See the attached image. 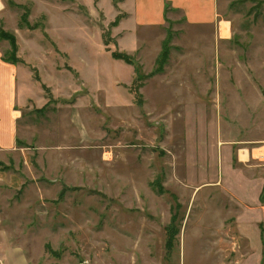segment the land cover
I'll list each match as a JSON object with an SVG mask.
<instances>
[{
	"label": "rangeland",
	"instance_id": "1",
	"mask_svg": "<svg viewBox=\"0 0 264 264\" xmlns=\"http://www.w3.org/2000/svg\"><path fill=\"white\" fill-rule=\"evenodd\" d=\"M117 2L0 0V63L19 81L0 264H244L227 187L264 183V0H219L212 26L170 13L132 51Z\"/></svg>",
	"mask_w": 264,
	"mask_h": 264
},
{
	"label": "crops",
	"instance_id": "2",
	"mask_svg": "<svg viewBox=\"0 0 264 264\" xmlns=\"http://www.w3.org/2000/svg\"><path fill=\"white\" fill-rule=\"evenodd\" d=\"M111 7L114 12L109 13L110 17L115 18L117 15L121 17L115 30H118V33L126 32V35L119 36V44L124 46L125 50L130 49V51L133 49L125 43L126 39L137 42L139 32L165 26L170 20V13L181 12L188 25L198 27L214 25L221 14L219 0H118L117 5L111 4ZM105 15L107 16V13ZM10 67L0 63V68L11 69V72H7L5 78H2L6 87L3 89L5 92H0V94L8 95L4 102L0 97V143L7 148L14 143L16 122L19 119L16 114L19 111L14 106L16 93L19 90L17 88L18 71L15 66ZM124 67L128 68L127 73L132 69L129 65H124ZM247 157H249L247 150H241V160L245 162ZM244 178L230 183L227 188L231 190L230 195L235 199L237 208L241 211L237 221V231L248 243V258L244 264H262L264 199L261 198V193L264 192V183L257 182L255 178ZM255 201L256 206L253 205ZM256 209L258 213L254 214Z\"/></svg>",
	"mask_w": 264,
	"mask_h": 264
},
{
	"label": "trees",
	"instance_id": "3",
	"mask_svg": "<svg viewBox=\"0 0 264 264\" xmlns=\"http://www.w3.org/2000/svg\"><path fill=\"white\" fill-rule=\"evenodd\" d=\"M120 19H121V17L119 16V18L116 20V22H115L114 24H112V26L117 25V24L119 23ZM113 57H114V58H118V59H122V60H124L125 62H127V63H129V64H135V61H134L133 57H132V56H129V55L126 54V53L115 52V53H113ZM169 231H170V230H169ZM169 231H168V232H169ZM263 232H264V229H263ZM170 233H172V232H170ZM171 239H172V238L169 237V240H170V242L168 243L169 249H172V248L174 247V245H173Z\"/></svg>",
	"mask_w": 264,
	"mask_h": 264
},
{
	"label": "bare ground",
	"instance_id": "4",
	"mask_svg": "<svg viewBox=\"0 0 264 264\" xmlns=\"http://www.w3.org/2000/svg\"><path fill=\"white\" fill-rule=\"evenodd\" d=\"M228 29V23L227 22H222V31L226 32Z\"/></svg>",
	"mask_w": 264,
	"mask_h": 264
}]
</instances>
